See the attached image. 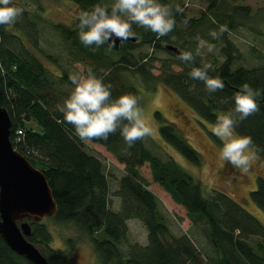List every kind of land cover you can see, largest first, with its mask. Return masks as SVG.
<instances>
[{
	"label": "trees",
	"instance_id": "1",
	"mask_svg": "<svg viewBox=\"0 0 264 264\" xmlns=\"http://www.w3.org/2000/svg\"><path fill=\"white\" fill-rule=\"evenodd\" d=\"M73 1L89 11L98 3L104 4L103 0ZM161 2L173 7L172 0ZM215 6L216 1L211 0L208 12L214 14L212 25L216 27L227 25L232 30L237 26L235 16L241 19L251 16L249 6L229 4L227 7L226 3L224 9L214 11ZM173 8L176 26L167 36L157 39L155 33L133 25L132 30L138 40L122 42L119 48L110 47L109 43L96 50L83 46L78 37L79 20L74 27L65 22L52 23L51 29L64 40L68 56H73L69 63L83 62L86 74L91 68L97 76L103 77L106 83L112 85L113 98L132 94L142 106L143 93L135 83L136 79L149 91L162 83L173 89L201 118L215 123L218 115L234 108L233 97L240 85L249 83L253 87L264 88V63L252 68L234 67L237 47L225 32L221 36L226 43L222 48L225 59H214L210 62L213 70L209 71L210 76H219L224 80L225 88L209 94L204 82L189 76L193 67H200L202 62L207 61L193 51L188 38L178 40L181 33L179 23L184 18L191 21V27L195 29L205 23L209 14L206 12L199 18H188L183 12L175 13ZM32 12L34 20L27 17L30 10L23 9L24 15L16 21V25L32 46L43 52L39 45L41 30L35 19L40 12ZM197 34V30L190 32L193 43H196ZM14 36L0 26V105L7 108L11 116V140L15 148L45 173L53 190L58 211L46 218L56 222H74L88 234L98 256L106 264L114 259L120 264H264V225L261 221L223 191L211 189L205 196L200 180H196L173 157L163 158L148 147L149 136L136 141L130 148L119 129L107 140L94 138L87 141L102 145L125 165V174L116 193L122 200L121 207L113 210L103 158L94 154L87 142L76 136L74 126L64 122L59 111V106L71 92L68 86L74 87L69 79L70 73L62 70L61 60L51 53L45 56L61 68V73L50 69L40 55L26 46L17 53L11 48L10 39ZM168 44L182 51H191L194 61L188 64L181 62L177 59L179 54L167 48ZM144 45L151 46L153 53L165 51L170 56L161 61L158 74L154 72L155 61L158 60L155 55L136 53ZM175 65L181 69H174ZM156 116L163 120L159 111H156ZM236 119L237 133L250 135L252 147L264 160V102L243 122L239 121L238 114ZM20 130L22 133H19ZM160 134L188 160L201 165V154L175 122L165 119L160 126ZM147 163L154 181L187 210L197 226L203 227L214 255L208 251L202 258L198 244L188 234L176 235L165 222L159 211L158 198L149 189L140 171ZM251 198L264 211L263 175L258 176L257 188L251 191ZM130 219H137L146 226L148 244H131L124 251L121 244L128 233ZM30 223L32 233L28 239L43 251L52 264H72L63 248L52 246L53 233L43 220L35 222L30 219ZM68 244L71 245L70 240ZM0 264L34 263L12 250L0 235Z\"/></svg>",
	"mask_w": 264,
	"mask_h": 264
},
{
	"label": "rangeland",
	"instance_id": "2",
	"mask_svg": "<svg viewBox=\"0 0 264 264\" xmlns=\"http://www.w3.org/2000/svg\"><path fill=\"white\" fill-rule=\"evenodd\" d=\"M215 10L224 9V4L228 5L240 4L251 8V16L247 19L234 17L237 23L235 29L226 32L227 37L237 47L235 66H244L252 68L253 66L264 63V0H215ZM104 4H111L112 0H103ZM173 7L179 6L183 9V13L188 18H199L208 12V6L211 0H172ZM14 3L22 9L30 10L27 17L34 20L32 10L39 11L40 16L36 17L38 28L41 30L39 41L40 48L43 52L37 51L30 43L28 37L23 33L22 29L17 27L16 22L11 25L4 26L7 34L15 35L12 37L11 48L18 53L25 49L41 56L44 63L54 72L61 73L65 69L66 72L76 75H87L84 71L85 63L73 62L69 60L73 58L68 56L64 50V40L51 29L52 23H67L74 27L79 20V16L88 9H83L73 0H14ZM173 12H174V8ZM205 23L200 24L197 28H192L191 21L185 18L179 23L181 33L178 34V40L188 38L192 43V49L196 53V49L200 41H207L215 45L213 53L207 52L206 45L200 49V55L208 62L214 59L223 61L225 56L222 52L225 40L221 37L219 40H212L209 36L210 30L217 29L215 25L214 14L208 12ZM22 14L17 20L22 18ZM216 24V23H215ZM197 30L196 43L190 38V32ZM12 33V34H11ZM25 44V45H24ZM42 53V54H41ZM53 54L61 60L60 68L54 62L50 61L45 55ZM136 53L155 55L158 60L155 61L156 68L154 72L159 73L161 61L170 58L165 51H157L153 53V49L149 45H144ZM174 69L180 70L178 65ZM140 80L136 79L138 88L143 93V109L145 117L150 121L155 129V134L149 136L147 141L148 147L157 155L163 158L167 156L173 157L179 162L185 170L190 173L196 180H200L203 186V193L208 196L211 189H217L225 192L234 200L241 203L251 214L261 221L264 225V211L260 209L251 198V191L257 188V178L259 175L264 176V160L260 154L256 152L255 160L249 171L242 172L234 168L231 164L221 162L218 159V152L222 148V143L211 132V125L201 118L179 95L170 87L160 83L155 90H145L140 85ZM70 90L71 87L68 86ZM156 111L162 114L163 120L156 116ZM167 121L175 122L189 143L196 148L202 157L201 165H197L185 156H183L171 143L167 142L160 134V126ZM20 133V132H19ZM13 143V141H12ZM90 150L100 155L105 164L106 172L109 177L110 206L117 211L121 207L122 200L116 194L120 187V179L125 174V165L117 161L116 157L100 144L87 142ZM14 145V144H13ZM15 147V146H14ZM16 149V148H15ZM17 150V149H16ZM18 151V150H17ZM40 166V165H38ZM141 174L147 180L149 189H151L158 198L159 211L163 214L165 222L176 234H188L195 243L198 244L202 258H205L209 251L212 255V245L204 234L203 227L197 226L189 217L187 210L180 204L176 203L171 195L167 193L159 183L155 182L151 173L149 164H145L140 169ZM51 217V216H46ZM44 217L42 220L47 224L53 233L52 246L55 248H63L70 257L72 264H106L97 254L94 244L91 242L87 233L82 231L74 222H56L54 219ZM71 245L68 244L69 240ZM139 243L148 244V230L146 226L137 219L128 220V233L121 244L124 251L128 250L131 244ZM214 253V254H213ZM107 264H120L117 259Z\"/></svg>",
	"mask_w": 264,
	"mask_h": 264
},
{
	"label": "clouds",
	"instance_id": "3",
	"mask_svg": "<svg viewBox=\"0 0 264 264\" xmlns=\"http://www.w3.org/2000/svg\"><path fill=\"white\" fill-rule=\"evenodd\" d=\"M182 12L179 6L175 8V13ZM22 14L23 9L14 0H0V26L14 24ZM133 25L155 33L159 39L173 31L176 19L172 7L161 0H112L111 4L98 3L90 11L80 14L78 37L83 46L93 50L110 41V47H114L115 41L125 42L135 36ZM228 31L227 25H219L218 30H210L209 36L212 40H219ZM205 45L208 53L215 51L214 44L201 40L196 49L197 55ZM177 59L188 64L195 57L191 51H183ZM210 70H213L212 64L202 62L200 67L191 69L189 76L204 82L208 93L213 94L223 90L225 82L219 76H210ZM69 79L74 87L59 106V111L63 114V121L74 126L75 134L81 141L87 142L94 138L107 140L110 134L119 129L130 148L136 141L155 134L135 95L123 94L113 98L112 85L97 76L91 68L86 76L72 74ZM233 99L234 108L218 115L210 127L211 132L223 141L218 152L221 167L223 162H227L247 172L255 160L256 152L252 147V137L237 133L236 114L239 121L243 122L256 113L260 103L264 102V88L244 83L239 86Z\"/></svg>",
	"mask_w": 264,
	"mask_h": 264
},
{
	"label": "water",
	"instance_id": "4",
	"mask_svg": "<svg viewBox=\"0 0 264 264\" xmlns=\"http://www.w3.org/2000/svg\"><path fill=\"white\" fill-rule=\"evenodd\" d=\"M137 40L135 34L128 41ZM121 43L115 41L114 48ZM167 48L177 54L183 52L171 44ZM11 127V116L0 105V235L12 250L34 264H52L28 236L32 233L30 219L39 222L55 215L58 204L45 173L15 149Z\"/></svg>",
	"mask_w": 264,
	"mask_h": 264
},
{
	"label": "built area",
	"instance_id": "5",
	"mask_svg": "<svg viewBox=\"0 0 264 264\" xmlns=\"http://www.w3.org/2000/svg\"><path fill=\"white\" fill-rule=\"evenodd\" d=\"M19 132H20V133H22V131H21V130H20Z\"/></svg>",
	"mask_w": 264,
	"mask_h": 264
}]
</instances>
